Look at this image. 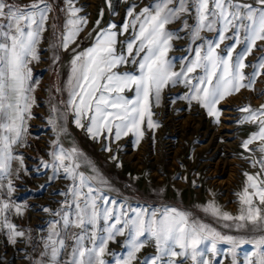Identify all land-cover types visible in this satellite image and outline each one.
Here are the masks:
<instances>
[{"label":"snow or ice","instance_id":"snow-or-ice-1","mask_svg":"<svg viewBox=\"0 0 264 264\" xmlns=\"http://www.w3.org/2000/svg\"><path fill=\"white\" fill-rule=\"evenodd\" d=\"M52 11L48 0H32L23 6L15 0H0V190H6L9 196L14 190L10 179L13 161L21 166L17 177L20 170L26 171L23 155L15 149L26 144V120L31 118L35 102L32 93L38 82L32 79L30 65L40 60L38 45L48 27L56 36V24L48 23ZM61 11L67 19L57 36L53 63L59 61L55 49L72 53L67 82L69 99L62 103L74 114L78 128L85 129L92 139L104 138V150L108 152L112 151L109 139L118 141L122 135L132 133L139 143L145 122L151 130L159 126L153 120L152 109L159 106L165 88L184 85L188 92L179 98L189 104L198 103L219 122L217 106L243 89L255 90L257 78L264 75V54L255 63H246L254 50L259 48L264 53V0H154L139 12L130 6L126 13L130 20L119 30L115 23L100 28L102 9L95 22L94 43L81 51L77 50L78 44L76 48L71 45L76 44L88 19L78 15L81 9L74 0H65ZM193 13L195 23L189 25L186 17ZM176 22L181 27L170 30L168 26ZM130 30L131 35L121 41L119 37ZM181 31L190 33L192 44L200 43L191 48L192 57L180 58L182 63L177 70L168 53ZM205 31L215 33L216 38L203 36ZM128 65L133 70L120 71ZM249 67L252 71L246 73ZM126 92L133 95L129 97ZM260 94L264 95V90ZM238 111L244 113L241 123L257 127L242 141L241 157L259 171L244 173L246 183L239 194L238 215L222 211L215 201H208L201 208L217 222H223L224 228L243 233L226 235L177 207L150 210L118 206L116 200L104 194L100 185L107 181L98 172L90 176L81 171L82 167L93 166L83 159L79 149H66L60 143L66 133L65 112L53 104L48 117L56 135L52 166L57 172L63 171L70 186L59 209H43L55 219L49 221L47 234L39 238L42 250L33 258L34 264H184L186 260L210 264L206 253L219 255L220 243L230 246L232 264H237V250L244 244L254 246L244 264H264V104L259 108L246 104ZM85 118L87 126L83 123ZM111 158L117 159L115 155ZM93 171L97 170L93 167ZM12 207L0 197V230H5L9 243L22 240L33 244L35 250L30 230L9 222L6 213ZM15 214L23 215L22 206H15ZM118 236L126 237L122 255L108 250L109 242H116ZM148 241L153 243L155 254L141 261L138 254ZM106 255L113 259L106 260Z\"/></svg>","mask_w":264,"mask_h":264},{"label":"rangeland","instance_id":"rangeland-1","mask_svg":"<svg viewBox=\"0 0 264 264\" xmlns=\"http://www.w3.org/2000/svg\"><path fill=\"white\" fill-rule=\"evenodd\" d=\"M19 5H28L32 0H15ZM75 6L81 9L78 14L86 16L88 24L80 33L76 44L78 51L85 50L94 43L95 22L103 16L100 28H105L109 23H115L117 30L126 20H130L126 13L130 6H134L139 12L141 8L152 4L154 0H74ZM253 3L254 0H242ZM53 11L50 13L49 25L56 24V36L53 29L48 27L43 33V38L38 45L40 60L33 62L32 79L38 82L32 95L35 102L32 105L26 144L21 147L19 154L23 155L24 168L13 183L15 193L13 199H17L23 208V215L12 214L9 222L14 223L20 229L30 230L35 241L26 244L19 241L11 244L7 240L5 230H0V264H34L35 257L42 250L39 238L48 232L49 221L55 219L51 212L43 211L59 209L65 200L64 193L70 186V181L64 177L63 171L57 172L51 153L56 149L53 141L56 135L48 123L51 106L56 104L65 112L63 124L66 133L60 137V143L64 148L75 146L83 154V159L89 161L93 167H82L86 175L100 176L107 183L100 185L104 194L120 204L132 208H162L164 206L177 207L180 210L189 211L192 215L218 231L226 235H242L234 228H224L223 222L204 213L201 208L208 201H215L222 211L233 216L239 214V194L246 183L245 172L255 173L258 168L250 166L246 159L241 157L243 149L241 143L249 135L257 131V127L250 123H241L244 113L238 111L246 104L253 108H259L264 104V75L257 78L254 89H243L240 93L233 94L222 101L217 107L220 109L219 122L207 114V110L196 102L189 104L180 99L188 92L184 85L165 88L159 106L153 107V120L158 123L154 130L143 125L144 136L136 143L134 134L122 135L117 141L109 139L107 143L112 148L111 152L104 150L105 140L92 139L85 129L78 128L74 123V114L67 110L65 104L69 99L68 79L71 74V51L64 52L55 49L59 55V61L53 63L54 46L57 36L63 31V25L67 16L61 11L65 7V0H48ZM195 14L187 16L189 25L195 23ZM170 30L181 27L180 22L168 26ZM91 33V35H89ZM131 35L125 33L120 36L121 41ZM180 38L172 41L173 49L168 53L176 63L177 70L182 63L181 57H192V44L190 33L180 32ZM202 35L215 39L213 32H202ZM231 43V41H225ZM118 45V49H119ZM223 47V45H222ZM242 47V46H241ZM238 51L240 48L237 49ZM260 49L254 50L247 57L246 63H255L262 55ZM133 70V66L122 67L120 71ZM250 73L252 68L245 69ZM198 74H202L198 70ZM61 88V91H55ZM125 95L131 97L132 92ZM83 123L87 126L88 120ZM245 156L248 153H243ZM115 155L116 160L111 157ZM259 155V154H257ZM43 163L49 166L44 167ZM120 165L119 167L117 165ZM21 167V166H20ZM195 181V185L193 184ZM12 194V193H11ZM70 199V197H69ZM13 212L14 209H12ZM16 216V217H15ZM231 223V222H228ZM125 236H118L116 242H109L110 253L122 255L125 253L123 244ZM229 245L218 244L219 255L213 256L206 253L210 264H232V256L229 254ZM254 250L252 244H244L237 250V264H244L246 255H251ZM155 248L148 241L138 254L139 260L154 255ZM67 256L65 255L64 259ZM106 260L111 261L112 256L106 255ZM184 264H192L186 260Z\"/></svg>","mask_w":264,"mask_h":264},{"label":"crops","instance_id":"crops-1","mask_svg":"<svg viewBox=\"0 0 264 264\" xmlns=\"http://www.w3.org/2000/svg\"><path fill=\"white\" fill-rule=\"evenodd\" d=\"M26 126H27V120H26ZM28 132H29V126H27V133H26V137H25L26 141H27V138H28ZM21 147H23V146H17V147H16L15 151H16L17 154H19ZM12 167H13V172H12V175H11L10 179H11V180L13 181V183H14V182H15L14 180H15V178L17 177V169H20V164H19V162H18V161H13V165H12ZM20 172H21V170L19 171V174H20ZM5 183H6V181H5ZM13 187H14V186H13ZM14 196H15V193H14V192H12V194L9 196V195L7 194V191H6V190H0V197H3V199H4L5 201L9 202V203L13 206V207L11 208V210H9V211L6 213L8 220H9L10 218H12V214L15 213V212L12 211V209H14V211H15V206H16V205H19V202L17 201V199H13ZM15 217H16V216H15ZM9 221H10V220H9Z\"/></svg>","mask_w":264,"mask_h":264}]
</instances>
